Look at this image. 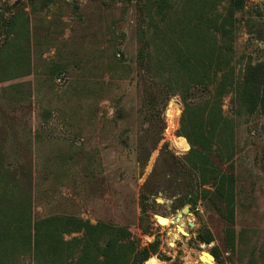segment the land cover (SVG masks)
Segmentation results:
<instances>
[{
  "label": "rangeland",
  "instance_id": "1",
  "mask_svg": "<svg viewBox=\"0 0 264 264\" xmlns=\"http://www.w3.org/2000/svg\"><path fill=\"white\" fill-rule=\"evenodd\" d=\"M17 7L29 20V68L0 75V189L7 184L17 201L29 200L33 219L64 215L125 226L140 247L157 237L164 260L151 261L197 264L203 247H216V264H264V114L236 120L229 162L212 157L235 175L231 247L229 224L203 197L187 152L173 143L180 96L149 101L158 91L137 67L136 0H53L39 11L29 0H0V25ZM236 16L233 64L240 75L248 62L264 63V0H247ZM222 108L234 116L230 96ZM142 191L149 197L143 227ZM180 199L195 202L176 221ZM202 228L212 242L196 239Z\"/></svg>",
  "mask_w": 264,
  "mask_h": 264
},
{
  "label": "trees",
  "instance_id": "2",
  "mask_svg": "<svg viewBox=\"0 0 264 264\" xmlns=\"http://www.w3.org/2000/svg\"><path fill=\"white\" fill-rule=\"evenodd\" d=\"M52 1L29 0V6L31 11H39ZM223 1L136 0V59L139 72H144L158 91L151 94L150 102L161 98L165 104L174 93L180 96L183 110L173 143L179 152H187L185 162L196 173L203 197H210L218 214L229 224L226 237L232 247L235 175L224 171L212 157L229 162L236 120L257 111L264 114V63L248 62L240 75L236 74V13L243 10L247 0H226L220 9ZM0 31L4 35L0 40V75L27 72L30 32L25 10L17 7L12 11ZM196 89L203 93L198 98ZM226 96H230L234 116L223 112ZM9 190L12 188L7 184L0 189V264H18L25 259L23 264H143L146 260L144 264H163L154 258L148 260L158 256L157 237L140 247L139 240L125 226L64 215L33 219L30 201L20 203L14 198L15 192ZM148 200L142 191L141 227L149 217ZM191 202L195 199H180L179 205ZM144 229L148 231L149 224ZM71 233L78 235L64 238ZM196 239L208 244L213 235L202 228ZM210 252L217 257L216 247Z\"/></svg>",
  "mask_w": 264,
  "mask_h": 264
},
{
  "label": "water",
  "instance_id": "3",
  "mask_svg": "<svg viewBox=\"0 0 264 264\" xmlns=\"http://www.w3.org/2000/svg\"><path fill=\"white\" fill-rule=\"evenodd\" d=\"M188 210H189V206H188V205H184V206L181 208V210L176 214V216H175V220L178 221L179 218L183 216V214L188 213ZM206 253L208 254V256H209L210 258H212V264H216V263H215V257H214V255H213L210 251H208V252H206ZM201 258H202V255H200V256L198 257V262H197V264H204V263L201 262ZM143 264H144V263H143Z\"/></svg>",
  "mask_w": 264,
  "mask_h": 264
},
{
  "label": "bare ground",
  "instance_id": "4",
  "mask_svg": "<svg viewBox=\"0 0 264 264\" xmlns=\"http://www.w3.org/2000/svg\"><path fill=\"white\" fill-rule=\"evenodd\" d=\"M179 224L181 225L183 223L177 222L176 226H178ZM206 252H208L206 250V247H203V250L199 254V256L202 255L201 262L204 263V264H212V258H210Z\"/></svg>",
  "mask_w": 264,
  "mask_h": 264
},
{
  "label": "built area",
  "instance_id": "5",
  "mask_svg": "<svg viewBox=\"0 0 264 264\" xmlns=\"http://www.w3.org/2000/svg\"><path fill=\"white\" fill-rule=\"evenodd\" d=\"M179 234V233H178ZM182 235V234H181Z\"/></svg>",
  "mask_w": 264,
  "mask_h": 264
},
{
  "label": "flooded vegetation",
  "instance_id": "6",
  "mask_svg": "<svg viewBox=\"0 0 264 264\" xmlns=\"http://www.w3.org/2000/svg\"><path fill=\"white\" fill-rule=\"evenodd\" d=\"M189 206V205H188Z\"/></svg>",
  "mask_w": 264,
  "mask_h": 264
}]
</instances>
